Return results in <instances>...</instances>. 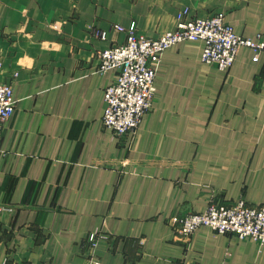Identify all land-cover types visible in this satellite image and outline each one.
I'll return each mask as SVG.
<instances>
[{
    "label": "crops",
    "instance_id": "crops-1",
    "mask_svg": "<svg viewBox=\"0 0 264 264\" xmlns=\"http://www.w3.org/2000/svg\"><path fill=\"white\" fill-rule=\"evenodd\" d=\"M185 8L264 40V0H0V80L16 100L0 142V264H264L252 240L202 226L184 242L172 225L211 200L264 204V51L241 46L224 71L202 61L204 41L177 43L136 132L102 123L118 72H98L97 55L126 41L116 25L158 38Z\"/></svg>",
    "mask_w": 264,
    "mask_h": 264
},
{
    "label": "built area",
    "instance_id": "built-area-1",
    "mask_svg": "<svg viewBox=\"0 0 264 264\" xmlns=\"http://www.w3.org/2000/svg\"><path fill=\"white\" fill-rule=\"evenodd\" d=\"M176 20L175 28L166 30L158 38L140 34L135 24L129 28L116 25V29L126 33V41L98 53V72L112 69L118 72L117 79L106 88V109L102 118L103 125L118 136L135 133L144 114L153 108L156 64L171 46L185 40H202V61L224 71L233 65L241 46L255 51L254 60L264 51V40L237 34L226 22L224 12L200 17L185 8ZM101 37L105 38L106 33ZM15 107L13 85L0 80V142L4 123ZM172 225L184 242H189L198 228L207 226L218 233H234L242 240L264 246V204H250L243 197L222 202L211 200L202 212L176 215ZM98 238L97 232L89 234L91 248L97 245Z\"/></svg>",
    "mask_w": 264,
    "mask_h": 264
},
{
    "label": "rangeland",
    "instance_id": "rangeland-1",
    "mask_svg": "<svg viewBox=\"0 0 264 264\" xmlns=\"http://www.w3.org/2000/svg\"><path fill=\"white\" fill-rule=\"evenodd\" d=\"M3 72H4V71L0 72V74L3 73Z\"/></svg>",
    "mask_w": 264,
    "mask_h": 264
}]
</instances>
